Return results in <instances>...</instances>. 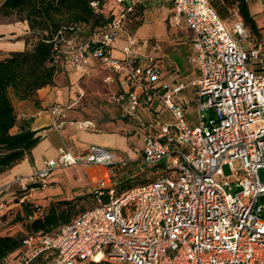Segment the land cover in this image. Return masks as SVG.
<instances>
[{"label":"built area","instance_id":"obj_1","mask_svg":"<svg viewBox=\"0 0 264 264\" xmlns=\"http://www.w3.org/2000/svg\"><path fill=\"white\" fill-rule=\"evenodd\" d=\"M171 1L175 24L190 34L189 61L198 66L199 78L190 83L127 29L129 13L142 0H106L102 7L93 1L97 13L105 15L110 6L112 16L99 33L83 38L86 25L73 23L46 40L60 70L85 75L96 61L108 65L118 118L128 134L142 135V145L128 157L99 144L80 150L61 145L57 157L44 159L29 175H16L4 189L20 190L24 201L48 185L55 169L79 164L135 171L154 166L156 177L123 191L93 190V206L53 233L26 238L27 255L23 246L18 264L45 252L47 264H264L261 46L238 8L231 19L211 0ZM192 103L195 121L189 117ZM71 107L50 108L56 125L69 122ZM78 125L97 127L91 120Z\"/></svg>","mask_w":264,"mask_h":264},{"label":"rangeland","instance_id":"obj_2","mask_svg":"<svg viewBox=\"0 0 264 264\" xmlns=\"http://www.w3.org/2000/svg\"><path fill=\"white\" fill-rule=\"evenodd\" d=\"M213 2L227 18H235L236 2L233 0H213ZM174 11V4L171 0H144L142 7H139L135 13L133 12L128 15L126 27L135 38L140 40V43L146 41L148 50L161 56L168 68L171 69L173 66L185 82L190 83L199 78V73L197 72L198 66L189 61L192 53L190 34H188L184 24L180 26L175 24L172 14ZM109 12L110 6L105 8V15L107 17L111 15ZM140 23L141 25L139 26ZM23 25L24 21L19 20L18 15L11 14L5 16L0 13V29L2 28L8 32L7 36L9 38L11 36L15 37L16 34L9 32L21 33L24 29ZM253 35L256 37L255 34ZM119 41L122 43V39ZM3 45H16V43L14 41H6ZM4 54L0 52V58ZM111 73L112 71L107 64L96 61L85 75L69 72L60 77L61 86L65 87L68 96L63 105H72L67 111V120L69 122L73 121L77 125L80 121H93L97 125L96 131L98 133L90 135V142L102 145L103 139L100 137L104 136L106 141L111 142V144L105 146L118 155L124 157L135 156V147L142 145V135L138 132L132 135L128 134L127 125L119 120L117 107L111 98L114 85L107 81ZM188 111L190 112L189 117L195 121L197 118L195 103H192ZM205 113L208 115V112ZM49 139L51 140V136ZM58 142L60 141H54V144H58ZM65 143L63 141L61 145H65ZM162 169L160 168L158 171ZM223 169L226 175L231 173L228 165H225ZM154 174V166L146 167L143 171H135L131 167L112 169L103 165L79 164L55 169L47 178L48 184L52 185L51 188L61 190L59 191L62 192L60 196L49 193L51 189L47 185L42 190L40 189L43 194L39 193L37 196H34L36 195L34 192V195L29 197L32 199L36 197V200L54 199L51 202L48 201L45 205L34 202V205L39 206L40 214L38 216L45 215L54 207L58 211L70 209L74 217L80 211L96 203L91 194L93 190L115 187L117 191H121L130 186L142 184L145 180L151 179ZM260 176L264 180V170L262 169L260 170ZM40 190L38 189L37 191ZM14 191L15 189L12 188L4 190V193H11L7 196L8 198H6L5 204L1 208L0 215L4 216L0 217V233L25 235V222L18 221L12 223V219L21 211L20 205H16L19 200L15 197L16 192L14 193ZM44 194L48 195L44 196ZM24 250L25 256L26 249ZM19 259V255L15 256V254H12L7 262H9L8 264H18ZM43 259L46 258L44 257ZM106 264L122 263L106 262Z\"/></svg>","mask_w":264,"mask_h":264},{"label":"trees","instance_id":"obj_3","mask_svg":"<svg viewBox=\"0 0 264 264\" xmlns=\"http://www.w3.org/2000/svg\"><path fill=\"white\" fill-rule=\"evenodd\" d=\"M93 1H98L102 7L106 0H4L1 4L0 13L5 16L16 14L19 20L27 21L30 34L26 37L28 44L26 49L12 51L8 56L0 59V174L20 163L27 156L31 158L33 148L42 139L38 134L39 130L23 127L15 133L11 131L17 124L12 94L20 100L29 99L35 97L39 89L56 83V75L62 70L52 64L53 43L46 41L52 37V33L62 26L84 23L86 30L82 36L89 39L99 33L112 19V16L107 17L97 13L91 6ZM233 1L237 3L236 6L246 26L250 27L252 34L257 35L256 22L247 0ZM143 4L144 0L129 15L135 13ZM211 4L222 17L227 18L213 0ZM45 31L49 34L45 35ZM155 177L154 175L142 184ZM131 187L133 186L128 188ZM14 193L22 205L23 214L21 211L18 212L12 223L25 222L26 234H0V264H8L7 260L12 254L20 257L23 246L25 249L24 241L29 236L53 233L73 219L70 209L58 211L52 207L45 215L30 220L28 217L39 210V206L29 200L21 201L20 190L16 189ZM91 194L93 195L92 192ZM48 252L53 256V250ZM45 253L37 255L27 264H47L49 260L43 259ZM106 262L105 260L89 261L83 264H106Z\"/></svg>","mask_w":264,"mask_h":264},{"label":"crops","instance_id":"obj_4","mask_svg":"<svg viewBox=\"0 0 264 264\" xmlns=\"http://www.w3.org/2000/svg\"><path fill=\"white\" fill-rule=\"evenodd\" d=\"M4 0H1V4ZM249 9L251 14L253 15L256 26L258 29V33L256 35L257 42L261 46V61L264 63V0H247ZM24 29L21 33L18 32H9L16 33L15 37L11 36L10 38L7 36V33L4 29H0V52L5 53L0 59L8 56L12 51H20L28 47L26 42V37L30 34V29L27 21H24ZM187 29V28H186ZM17 30V29H16ZM188 31V30H187ZM189 34V31H188ZM6 41H14L16 45H3ZM73 72L78 74L77 72L71 69H64L56 75L55 84L48 85L38 90L37 94L33 98L20 100L14 94H12V101L15 107V111L17 114V124L11 130L13 133L19 131L20 128H30L33 130H39L38 134L41 135L42 139L38 143V145L32 150L31 158L27 156L20 163L14 165L13 167L7 169L6 171L0 174V202L4 205L7 196L11 192L4 193V187L11 183L16 175H29L33 171H36L43 164L44 159L46 158H55L58 155V147L61 146V142H66L65 145L69 146L72 150L85 149L90 144H96L91 141V134L98 133L95 128L83 129L79 127L75 122H66L62 126L56 125L55 118L50 113V108L53 105H63L67 100V93L65 91V87L61 86L60 77L63 74ZM74 75V74H73ZM72 106V105H71ZM126 125V124H125ZM77 126V127H76ZM97 126V125H96ZM80 128V129H79ZM83 130V131H80ZM86 130V131H85ZM104 133V132H101ZM51 136V140L49 139ZM53 138V140H52ZM103 139L101 142L102 145H109L111 142L106 141L104 136L100 137ZM54 141H60L58 144H54ZM90 143V144H88ZM101 145V144H99ZM107 147V146H106ZM40 151L41 154H40ZM50 186V183L48 184ZM51 194L61 195V190H57L56 188H51ZM41 189V188H40ZM39 189V190H40ZM43 189V188H42ZM41 189V190H42ZM36 191L34 193L28 195V200L32 203L45 205L48 201L54 200L43 199L36 200V197L33 199L30 198L33 195L37 196V194H43L42 191ZM48 194H44L46 196ZM30 196V197H29ZM4 198V199H3ZM16 205H20L21 213L22 205L20 202H17ZM1 222V221H0ZM1 234V233H0Z\"/></svg>","mask_w":264,"mask_h":264}]
</instances>
